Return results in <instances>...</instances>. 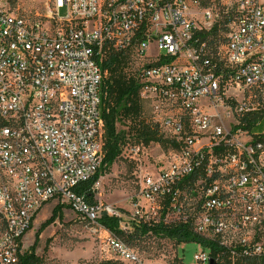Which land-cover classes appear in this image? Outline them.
<instances>
[{"label":"built area","instance_id":"1","mask_svg":"<svg viewBox=\"0 0 264 264\" xmlns=\"http://www.w3.org/2000/svg\"><path fill=\"white\" fill-rule=\"evenodd\" d=\"M216 25L227 33L220 73L199 37ZM109 48L136 51L141 95L179 142L165 165L137 176L131 209L98 201L100 178L81 188L103 162ZM258 94L264 0H0V264L19 262L48 204L70 207L123 264L164 263L145 260L105 216L126 235L145 224L189 227L204 240L193 241L198 264L264 261ZM175 259L185 264L178 251Z\"/></svg>","mask_w":264,"mask_h":264},{"label":"trees","instance_id":"2","mask_svg":"<svg viewBox=\"0 0 264 264\" xmlns=\"http://www.w3.org/2000/svg\"><path fill=\"white\" fill-rule=\"evenodd\" d=\"M223 24H225L223 22ZM226 34L220 35L219 27L216 25L211 32L200 33L202 41L210 47L209 56L217 64V72L220 73L219 47L226 40ZM139 62L134 67L135 62ZM103 82L101 85V109L104 119L103 133V162L100 171L90 181L82 184V189L90 188L100 176L110 173L114 164L123 156V149L128 143V134H132L143 147L152 143L159 144L163 149L174 152L179 148L177 138L167 131L156 116L152 100L142 97L141 85L138 74L141 68L140 58L135 50L119 51L114 48L106 50L101 62ZM256 110L251 114L253 120L264 118V98L261 94L255 99ZM257 102V103H256ZM129 126L128 131L119 129V124ZM93 201L92 197H88ZM64 205H57L51 217L42 225L41 230L49 226L57 219L63 218ZM102 223L111 230L117 232L129 244L134 245L148 237L167 238L178 244L202 241L195 236L189 227L184 225H141L131 234H124L117 228V220L103 217ZM38 234V233H37ZM37 240L30 249L26 250L17 264H46L44 257L37 254ZM214 253L216 247L212 245ZM173 262H180L175 259ZM106 264H123L108 260ZM246 264H264V261L252 259Z\"/></svg>","mask_w":264,"mask_h":264},{"label":"rangeland","instance_id":"3","mask_svg":"<svg viewBox=\"0 0 264 264\" xmlns=\"http://www.w3.org/2000/svg\"><path fill=\"white\" fill-rule=\"evenodd\" d=\"M138 64V61L135 62L134 67ZM119 129L128 131L129 126L121 123ZM128 136L123 156L114 164L110 173L100 177L101 188L97 192L98 201L113 203L125 209H131L139 191L137 176L141 172L154 171L155 166L165 165L172 151L163 149L157 143L143 147L132 134ZM56 206L48 204L39 212L23 238V250L30 249L37 240L36 252L44 257L46 264H106L110 260L106 244L70 207H64L62 219H57L41 230ZM132 246L145 260L164 264H177L172 260L176 251L185 264H198L195 255L202 250L195 242L182 245L160 237H148Z\"/></svg>","mask_w":264,"mask_h":264},{"label":"water","instance_id":"4","mask_svg":"<svg viewBox=\"0 0 264 264\" xmlns=\"http://www.w3.org/2000/svg\"><path fill=\"white\" fill-rule=\"evenodd\" d=\"M209 264H216V261L214 259H211Z\"/></svg>","mask_w":264,"mask_h":264}]
</instances>
